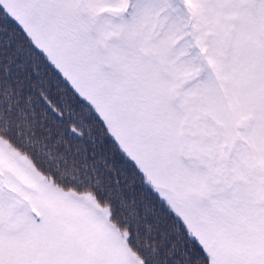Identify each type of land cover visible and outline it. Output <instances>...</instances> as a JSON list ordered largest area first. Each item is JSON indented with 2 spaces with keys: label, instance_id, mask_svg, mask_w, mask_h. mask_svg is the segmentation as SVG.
Segmentation results:
<instances>
[{
  "label": "snow or ice",
  "instance_id": "6c2138e0",
  "mask_svg": "<svg viewBox=\"0 0 264 264\" xmlns=\"http://www.w3.org/2000/svg\"><path fill=\"white\" fill-rule=\"evenodd\" d=\"M0 264H264V0H0Z\"/></svg>",
  "mask_w": 264,
  "mask_h": 264
}]
</instances>
